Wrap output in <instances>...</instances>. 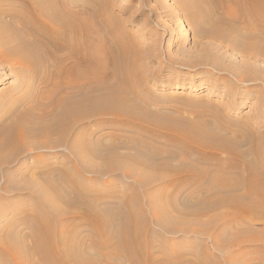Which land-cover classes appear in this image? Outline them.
I'll return each mask as SVG.
<instances>
[{
	"label": "rangeland",
	"instance_id": "374dc122",
	"mask_svg": "<svg viewBox=\"0 0 264 264\" xmlns=\"http://www.w3.org/2000/svg\"><path fill=\"white\" fill-rule=\"evenodd\" d=\"M39 1L44 2L47 8L49 5L64 17L77 14L87 19L89 24L96 26L100 23L97 15L101 14L105 16L104 20L117 26L116 29L121 33V37L132 42L134 47L132 60L136 64V70L132 73V77L136 84L134 85L135 94L131 96L136 95L143 103L146 102L145 107L151 114L159 112L164 116L178 115L188 119L206 114L207 118H210L211 116L208 117V115L211 113L208 112L213 113L212 105L215 103V105H220L227 115L233 116V119L240 118L239 120L242 121L248 119L253 123L257 121L264 130V39L259 44L248 46L246 45L248 40L242 39L240 34L224 35L219 30L218 33H213L212 24L208 19L200 23L193 21L188 12L195 7L199 8L201 1L0 0L1 54H7L11 50L20 51L19 49H22L27 41L46 40L45 36L48 31L53 30V27L48 23L50 20L46 16L43 18L40 16L43 10ZM208 11H212L215 15L219 13L218 10L214 11L212 5L208 7ZM262 12L264 14L263 10ZM54 16L55 13L53 18ZM58 19L56 16L55 21ZM94 36L97 37L98 34L95 33ZM23 66L9 67L5 61L0 60V127L3 121L10 119L12 109V112L26 111L36 104L35 68ZM112 71V66L107 65L104 72L109 74ZM90 107L91 105H87V109L93 111ZM87 119L85 138L91 144L90 147H78V154L73 153L69 147L60 145L59 134L54 132L48 137L35 138V142L47 140L52 147H35V150L29 152L31 140L26 138L24 140L27 145L17 153L15 160L11 163H4L0 167L1 234L17 232L22 237L19 240L30 246L31 243L33 244L31 242L33 228L29 221L32 220V214H35V218L39 216L44 219L50 218V221L58 226L55 231L57 237L63 234L66 238L73 240V245L84 246L85 249L80 254L90 259L93 257L95 264H109L105 256L101 258L102 255L110 254L109 251L113 255V264H130L126 250L120 243L121 232L117 231V228L112 231L107 227L101 228L98 224L93 225L95 223L85 213L82 201H86V198L84 199L77 193L78 189L82 191L84 189V195L89 198L93 206L95 205L94 207L100 209L105 207L114 215L116 214L117 225L122 217L114 211L119 208L125 211L124 201L130 199L131 196L132 200L139 202L141 205L138 203L137 206L149 222L148 238L153 240L155 247H159L154 253L156 258H165V252L170 253L174 244H177L180 249L187 250L185 257L188 262L199 261L204 249L207 248L211 252V259L214 257L213 253L217 257L214 258L224 264H264V243L261 244L264 241L263 234L253 235L250 238L247 235L235 238V234L238 236L237 230L240 226L236 225L232 219L229 207L219 206L211 212L202 213L198 216L199 218L192 214L180 216L177 210L171 213L170 210H165L166 212L160 210L161 205L159 204L165 203V207H168L167 202L173 198L180 208L188 207L192 211L203 208L208 195H205L203 190L191 193V190L198 187L194 181L193 183L186 181L174 184L171 179L165 178L164 180H168H163L162 187L157 190L156 194L151 193L146 184L155 183L154 186H159L161 183L156 184L155 180L157 176L150 177V181H137L142 179L145 172L159 173L160 170L148 169L141 162H154L167 157L166 149L170 147L165 146L176 144L174 141H172L173 144L168 143L167 136L164 138L168 133L163 131L164 137L162 136L157 141L148 139L152 151L143 152L144 149L151 150L150 147L141 148L132 147V145L135 142H142L141 136L144 139L148 136L152 137L151 133L145 135L146 133L143 134L139 129L130 127L110 128L108 122L117 121L116 117L110 114L96 112ZM97 122H101L103 126L99 128ZM230 126L234 127V124ZM74 136L71 135L70 138L74 139ZM2 137L0 131V147L3 146ZM250 147L249 144H245L241 150L247 153L250 162H254L255 156ZM0 152L7 156L12 155L9 154L8 148H0ZM159 155L161 158L155 157ZM177 156L175 159H169V163L180 164L182 157ZM232 158L226 153H220L210 163H200V167L202 165L210 172H216L223 167L226 168L223 176L234 177V174L233 176L227 174L228 161H237L239 168L244 170L245 161L249 163V160L238 161L233 156ZM189 159L196 162L193 157ZM124 170L128 171V175L131 176H126ZM22 171L35 172V181L27 182L24 178H20ZM8 174L17 177L11 187L6 185ZM164 174L170 176L168 170H165ZM66 175L70 179H76L75 183H71L73 187L65 177ZM48 180L59 188L60 197L51 193ZM134 189L139 192L137 198L133 193ZM141 196H144L143 199ZM159 211L163 212L160 215L161 218L157 217ZM216 212L225 218L222 221L215 220L211 225V215ZM55 213L59 214L58 217ZM60 214L63 216L61 217ZM228 216L230 220L227 219ZM253 218L257 220L255 226L258 225L256 228L259 229L260 222H263L262 219H257L256 216ZM214 227H221V232ZM179 228L189 230L188 232H191V228L194 232L185 234V230L181 231ZM174 229L176 231L169 232ZM225 229L228 231L226 232ZM207 232L209 233L206 234ZM217 239L223 245V247L218 245L222 248L221 250L217 246ZM249 240L255 243L249 244ZM193 248L196 251L194 255ZM33 258L28 261L34 260L35 264H40L38 256L35 255Z\"/></svg>",
	"mask_w": 264,
	"mask_h": 264
},
{
	"label": "bare ground",
	"instance_id": "6f19581e",
	"mask_svg": "<svg viewBox=\"0 0 264 264\" xmlns=\"http://www.w3.org/2000/svg\"><path fill=\"white\" fill-rule=\"evenodd\" d=\"M200 1L199 8L195 7L191 11L189 9L190 12L188 14H190V18L195 22L200 23L204 19L210 20L213 33L216 34L220 31L224 35L240 34V36L242 35V39L248 40V42L246 41V45L248 46L259 44L264 39V14L262 12V10L264 11V0ZM39 3L42 5L43 10L40 16L42 18L46 16L50 20L48 23L53 27V30L48 31L47 36H45L46 40L27 41L23 48L19 49L20 51L9 50L10 52L7 54H1L2 51H0V60L5 61L9 67L23 65L25 67L27 65L35 68V92L37 93L35 106L30 107L26 111L18 110L12 112V109L10 111V119L3 121L4 123H2L0 131L3 135L2 142L4 147L0 148H8L9 154L12 155L7 156L0 152V167L4 163H11L15 160L17 153L26 147L27 143L24 140L26 138H30L31 140L30 146L28 145L30 147L28 148L29 152L35 150V147H52L47 143V140L35 142V138L40 136L48 137L54 132L59 134L58 142L60 145L69 147L73 153L78 154V147H90L91 144L85 138L87 117L96 112L110 114L117 119L115 122H108L110 128L130 127L139 129L143 134L146 133L145 135L151 133L152 137L148 136L147 139H144L141 136L140 139L143 141L135 142L132 147H150L149 140H160L164 132L168 133L165 137L163 136L164 138L167 136L168 143L172 141L176 143L165 146L170 147L166 149L167 157L164 155L165 158L162 157L163 159H158V161L141 162L148 169L160 170L158 174L145 172L142 175V179H136L137 181L144 182L145 180L150 181V177L157 176L155 180L157 181L156 184L161 183L159 186H154L155 183L153 185L144 183V185L149 186L151 193L156 194L157 190H160L159 188L162 187L163 180L168 178L174 184L186 181H190L191 183L194 181L198 187L193 191L191 190V193L202 192L203 190L205 195H208L207 200H204L205 206L203 208L200 207V209L197 208L194 211L188 207L180 208L175 202V198L167 202L168 207H165V203L159 204L161 205L160 210L164 212L170 210V213L177 210L180 216L192 214L198 217L202 213L211 212L219 206H227L231 210L232 219L236 225L240 226L239 230H237L239 232L238 236L235 234V238L244 235L250 238L257 234H263L264 238V130L261 129V124H258L259 122L257 121L256 123L250 122L248 119H244L243 121L239 120L240 118L233 119V116L227 115L220 105H215V103L212 105L213 113L212 111L208 112L211 113L208 115V117L211 116V119L207 118L206 114L198 115L196 118L191 119L178 115L168 114L164 116L159 112L151 114L145 107L146 102L143 103L136 95L132 97L135 94L134 85L136 84L132 77V73L136 70V64L132 60L134 47L132 42L121 37L122 35L116 29L117 26L115 24H110L104 20V15L98 14L97 17L100 18V23L94 26L91 23L89 24L87 19L77 14L71 17H66L67 15L64 17L49 5L47 8L44 2L39 1ZM211 5L214 6V11H219L218 14L215 15L212 11H208V7ZM201 10H203L202 13ZM204 11L206 12L204 13ZM53 12L55 13L54 18ZM56 16L59 19L55 21ZM95 33L98 34L97 37L94 36ZM107 65H111L113 68V71L109 74L104 72ZM110 79L112 81H109ZM87 105H91L90 108L93 111L88 110ZM233 121L235 122L233 123ZM231 124H234V127H231ZM97 125L99 128L103 126L101 122H97ZM71 135H75L74 139L70 138ZM245 144L251 146V152L255 156V161H252L253 163L250 162L247 153H243L241 150ZM173 147L177 149L175 150ZM150 149H144L145 151L143 152L152 151L151 147ZM143 152L142 154H145ZM220 153H226L231 158L233 156L238 161L248 159L249 163L245 161L244 170H241L237 161L234 160L235 162H233V160H229L227 174H234V177L223 176V172L226 171V168L223 167H220L216 172H210L202 165L200 167V163H210ZM177 155L182 157L180 158L181 163L178 165L169 163V159H175L178 157ZM128 156L131 158L130 155ZM155 157L161 158L160 155ZM191 157L196 162L191 161L189 159ZM165 170L169 171L170 176L164 174ZM124 173L126 176H131L128 175L129 173L126 170H124ZM12 174L7 175L6 185L8 187H11L12 183L17 180V177ZM20 174V178H24L27 182L35 181V172H23ZM65 177L73 187L71 183H75L76 179H70L67 175ZM47 182L51 187V193L60 197L61 191L54 185L55 183L50 182V180ZM87 187L89 186L87 185ZM84 192V189L83 191L82 189L77 190L79 196L84 199L86 198V201H82L85 213L93 220V223H95L93 225L98 224L101 228L107 227L111 230L117 228V231L121 232L120 243L123 249L126 250V256L130 264H224L220 260L215 259L214 257L216 256L213 253L212 256L214 257L211 259V252L205 247L202 257L199 258L200 262H188V259L186 260L185 257L187 250L180 249V246L177 244H174L170 253L165 252V258H156L154 253L159 247H155L152 242L153 240L148 238V219L144 217L141 209L138 208L137 204L139 202H136L135 199L132 200L131 194V198L124 201L125 211L123 208L114 211L122 217L119 225H117V221L115 220L116 214L114 215L105 209V207L101 209L94 207L95 205L93 206L90 203L89 198L84 195ZM133 193H135V198H137L139 192L134 189ZM152 203L154 202L152 201ZM141 208L143 211L144 206ZM162 213V211H159L157 217L161 218L160 215ZM55 214L58 217L59 214ZM249 215L262 219L263 222H260L261 227L259 229L256 228L258 225L255 226L257 220ZM60 216L62 217L63 215L60 214ZM224 218L225 216H222L219 212L214 213L211 215V225L215 220L222 221ZM29 222L32 223L33 228V234H31L33 235V239H31L33 244L31 243L30 246H27L24 241L19 240L22 237L17 232L8 233L7 235L0 232V264H8L9 262L13 264H35L34 260L28 261L30 258L34 259L35 255L39 257L40 264L96 263L95 259H92L93 257L90 259L80 254V252L84 251V246L73 245V240L66 238L63 234L61 237H57L55 231L58 229V226L53 221H50V218L44 219L42 216L35 218V214H32V220ZM218 226L220 225L218 224ZM221 227H216L219 230L218 232H221ZM179 230L181 229L179 228ZM184 230L187 231L186 229L181 231ZM213 230L211 231L212 233ZM173 231L176 230H169V232ZM185 231V234L194 232L191 228V232H188L189 230ZM222 231L225 233L224 230ZM218 237L224 238L223 236ZM219 241L218 243L220 244L216 242L217 246L221 245ZM248 243L252 244L255 242H250L249 240ZM221 246L223 247V245ZM109 253L102 255L101 258L105 256V259L111 264L113 255L111 251Z\"/></svg>",
	"mask_w": 264,
	"mask_h": 264
}]
</instances>
